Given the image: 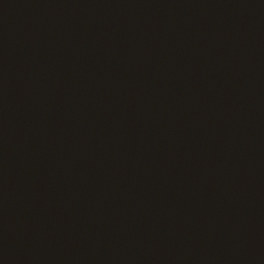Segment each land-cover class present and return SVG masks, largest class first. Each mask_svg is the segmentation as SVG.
<instances>
[{"label":"water","instance_id":"1","mask_svg":"<svg viewBox=\"0 0 264 264\" xmlns=\"http://www.w3.org/2000/svg\"><path fill=\"white\" fill-rule=\"evenodd\" d=\"M0 264H264V0H0Z\"/></svg>","mask_w":264,"mask_h":264}]
</instances>
